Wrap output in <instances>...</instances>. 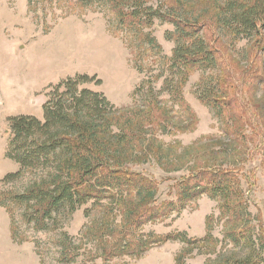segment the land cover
Masks as SVG:
<instances>
[{"label": "rangeland", "instance_id": "rangeland-1", "mask_svg": "<svg viewBox=\"0 0 264 264\" xmlns=\"http://www.w3.org/2000/svg\"><path fill=\"white\" fill-rule=\"evenodd\" d=\"M143 1L153 9L161 5L192 9L207 20L214 2L223 0ZM125 3L127 7L129 0ZM112 6L110 0H0V198L7 190L22 191L40 173L26 172L14 182H1L4 175L19 168L5 156L7 117L25 114L42 119L49 85L75 74L94 76L79 88L102 93L119 109L144 108L148 96L138 88L151 82L161 105L169 109L168 125L152 131L163 145V158L132 167L157 184L155 206L175 201L178 183L198 168L234 170L264 238V86L250 84L243 74L248 41L220 37L216 44L225 90L223 97L217 96L222 114L207 103L208 95L212 101L215 93L216 68L190 71L182 88L188 106L183 111L162 88L166 76L162 57H170L175 46L167 38L173 25L156 18L151 26H140L142 31L136 32L120 22ZM145 33L155 39L159 52L142 41ZM207 38L211 41V33ZM6 206L10 209L0 204V264H175L178 255L184 264H210L215 258L212 247L218 251L222 245V222L216 220L218 201L206 193L137 231L158 236L184 233L195 242L170 240L139 256L102 252L98 234L106 228L105 240L112 238L121 222L110 197L89 201L72 214L62 212L43 230L24 220L23 207ZM211 216L215 218L212 228ZM205 235L208 238L199 242ZM64 242L71 248L67 260L61 254Z\"/></svg>", "mask_w": 264, "mask_h": 264}, {"label": "trees", "instance_id": "trees-1", "mask_svg": "<svg viewBox=\"0 0 264 264\" xmlns=\"http://www.w3.org/2000/svg\"><path fill=\"white\" fill-rule=\"evenodd\" d=\"M125 1L110 0L120 22L129 29L141 32V27L151 26L156 18L173 25L167 38L175 46L170 57H162V70L166 73L162 88L179 109L188 110L182 88L190 71L216 68L215 93L212 101L208 95L207 103L218 110L219 116L222 114L223 108L217 104V96L225 93L222 56L216 46L220 37L230 42L248 41V62L243 74L250 84L264 86V0L216 1L207 20L185 7L161 5L153 9L145 6L143 0H129L125 7ZM210 33L211 41L207 38ZM142 41L160 51L149 33L142 35ZM230 60L238 66L235 58ZM93 79L94 76L75 74L49 85L41 106L42 119L25 114L7 117L5 156L19 168L4 175L1 182H14L26 172L40 173L22 191L1 193L0 204L9 209L6 205L23 207L24 220L43 230L55 223L62 212L72 214L89 201L98 203L110 197L121 214V222L112 238L105 240V227L98 234L102 252L139 256L153 245L170 240L195 242L184 233L158 236L139 235L137 231L148 222L182 210L188 201L206 193L218 201L216 220L222 222L223 236L219 250L212 247L215 258L210 264H264V238L248 210L236 172L219 167L198 168L178 183L175 201L155 206L157 184L132 166L163 158V145L152 131L168 125L169 109L161 105L151 82L138 88L145 89L148 96L144 108H116L102 93L79 88ZM214 219L211 216V228ZM63 236L69 240L65 233ZM207 238L205 235L199 242ZM228 245L230 249L222 252ZM61 246L62 257L67 260L70 244L64 242ZM175 264H184L181 255Z\"/></svg>", "mask_w": 264, "mask_h": 264}]
</instances>
